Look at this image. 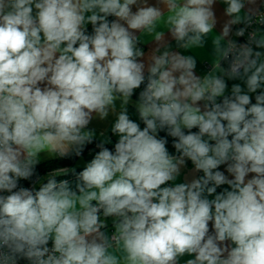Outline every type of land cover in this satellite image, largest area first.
Here are the masks:
<instances>
[{
	"label": "clouds",
	"instance_id": "clouds-1",
	"mask_svg": "<svg viewBox=\"0 0 264 264\" xmlns=\"http://www.w3.org/2000/svg\"><path fill=\"white\" fill-rule=\"evenodd\" d=\"M217 3L228 19L197 75L185 53L215 32ZM262 8L0 0V264H264ZM238 25L246 42L222 47ZM110 114L114 150L89 128ZM94 142L82 170L38 172Z\"/></svg>",
	"mask_w": 264,
	"mask_h": 264
},
{
	"label": "crops",
	"instance_id": "crops-1",
	"mask_svg": "<svg viewBox=\"0 0 264 264\" xmlns=\"http://www.w3.org/2000/svg\"><path fill=\"white\" fill-rule=\"evenodd\" d=\"M149 4H155L156 0H148ZM260 0H258V4H259ZM224 5L221 3H217L215 5V14L217 17V24L215 26V32L209 34V36L205 37V45L203 48H197V49H193L190 52H187L185 54H191L194 55L197 58V68H196V73L197 75H203L205 73H207L210 69H211V62L213 60L214 54H215V50H214V45H213V39L216 38L217 35H219L221 33L222 30V26L225 22L226 19H228L225 15H224ZM147 39V38H145ZM228 40H235L238 41V37H236L234 35V30H233V34H230L228 37L225 38V42L222 43V47L226 45V42ZM170 43H172L173 45V50H177L175 48V42L174 41H170ZM140 47H142L146 54L154 47V45L152 43H146V44H141L139 45ZM183 52V50H180ZM222 66L224 67V64L222 62ZM232 83H239V81H228L229 84V88L231 87ZM119 109H117L118 111ZM129 114H130V118L137 120V122H139L138 119V114L135 112V109L133 106H129ZM115 120V115L114 114H110L109 117L106 120H99L98 118H94L93 121L90 123L89 128L94 129L96 132V141L98 142L102 137H101V133H103L105 136L110 137L112 140L111 144H114L116 139H118L117 137L113 136L111 134V125L112 123H114ZM108 144V145H111ZM94 155H90V156H85L83 155L84 158H77L75 160V163L73 166L71 167H84L86 162L90 160L91 157H93ZM49 161V160H46ZM44 161V162H46ZM41 165V164H40ZM39 166V165H38ZM192 165L190 162H188L187 167L183 170L182 172V178L183 176L187 177L189 175V173L191 172L192 169ZM222 187H227L222 186ZM220 189H218L219 191Z\"/></svg>",
	"mask_w": 264,
	"mask_h": 264
},
{
	"label": "trees",
	"instance_id": "trees-1",
	"mask_svg": "<svg viewBox=\"0 0 264 264\" xmlns=\"http://www.w3.org/2000/svg\"><path fill=\"white\" fill-rule=\"evenodd\" d=\"M133 99H135V97H133ZM161 135H165V133L162 132ZM94 146H95V142L93 144H91V145H88L86 147L85 152L83 153V155H85V156L94 155V154H90V155L87 154L88 151H90ZM106 146L109 147V148H112L114 150V144L106 145ZM168 147H169V151L170 152H174V149H172V147H171V138H169ZM76 159H77L76 157H72V158H65V159L49 160V161L41 163V165L38 166L37 170H38V172L41 175H46V173L48 171H50L51 169H54V168H57V167H71V166H73ZM76 169H77V171H80V170L83 169V167H76ZM62 178L68 179L69 181H72V182L75 181V177L73 175H71V174H69L66 177H62Z\"/></svg>",
	"mask_w": 264,
	"mask_h": 264
},
{
	"label": "built area",
	"instance_id": "built-area-1",
	"mask_svg": "<svg viewBox=\"0 0 264 264\" xmlns=\"http://www.w3.org/2000/svg\"><path fill=\"white\" fill-rule=\"evenodd\" d=\"M261 11H264V8H262ZM242 26L243 25L235 26L233 30L235 31V28L236 27H242ZM253 27H255V25H253ZM261 27H264V26H261ZM248 31L250 32L251 31V28H249ZM246 40H247V33H246V35L244 37H238V41L237 42L242 44V43H245ZM223 64H224V68H227L228 67V62L227 61H223ZM97 151H99V149L96 148V146H94L90 151H88L87 154L88 155L95 154ZM21 264H26V262H21Z\"/></svg>",
	"mask_w": 264,
	"mask_h": 264
},
{
	"label": "rangeland",
	"instance_id": "rangeland-1",
	"mask_svg": "<svg viewBox=\"0 0 264 264\" xmlns=\"http://www.w3.org/2000/svg\"><path fill=\"white\" fill-rule=\"evenodd\" d=\"M80 158H84V157L82 156V157H80ZM91 158H92V157H91ZM91 158H90V159H91Z\"/></svg>",
	"mask_w": 264,
	"mask_h": 264
}]
</instances>
